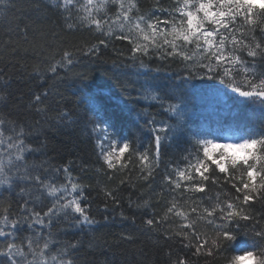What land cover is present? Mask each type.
Returning <instances> with one entry per match:
<instances>
[{
    "label": "snow or ice",
    "instance_id": "obj_1",
    "mask_svg": "<svg viewBox=\"0 0 264 264\" xmlns=\"http://www.w3.org/2000/svg\"><path fill=\"white\" fill-rule=\"evenodd\" d=\"M10 16L0 264H145L149 245L264 264V0H0ZM109 52L119 96L93 76ZM81 124L91 162L55 142Z\"/></svg>",
    "mask_w": 264,
    "mask_h": 264
},
{
    "label": "trees",
    "instance_id": "obj_2",
    "mask_svg": "<svg viewBox=\"0 0 264 264\" xmlns=\"http://www.w3.org/2000/svg\"><path fill=\"white\" fill-rule=\"evenodd\" d=\"M146 4H151L152 0H144ZM21 3L26 4L27 0H21ZM14 20V17L10 16L9 18H0V34L7 29L9 23ZM72 41H78L83 39H91V37L87 33H77L75 36L66 37ZM119 46V45H118ZM108 62L105 64H98L93 69V76L97 84L106 83L110 85L113 91L119 96L120 89L115 79H111L110 77L113 75V69L111 64V53L108 54ZM130 71V70H128ZM118 75V74H117ZM83 125H77L74 128L62 130L55 137V142L57 146L63 150L65 155H71L73 158L79 156L82 157L86 161H94L95 155L93 153L92 143L89 141L87 136L82 131ZM91 174V173H90ZM94 183V181H93ZM95 195V193H93ZM127 195V193H125ZM119 221H116L115 225L110 226L107 229H103L102 231L106 232H118L120 228L117 227ZM131 229V225L128 226ZM144 243L142 240L138 241L137 244L140 245ZM132 247V246H127ZM131 255V253H129ZM148 257L149 260L145 262V264H164L163 258L154 250L151 249V246H148Z\"/></svg>",
    "mask_w": 264,
    "mask_h": 264
}]
</instances>
